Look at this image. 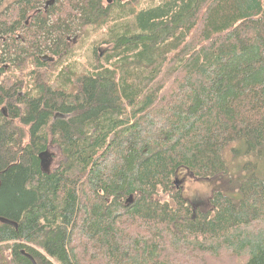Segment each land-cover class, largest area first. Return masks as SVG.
<instances>
[{
  "label": "trees",
  "instance_id": "16d2710c",
  "mask_svg": "<svg viewBox=\"0 0 264 264\" xmlns=\"http://www.w3.org/2000/svg\"><path fill=\"white\" fill-rule=\"evenodd\" d=\"M48 1L0 0V264H264V164L204 211L175 186L264 163V0Z\"/></svg>",
  "mask_w": 264,
  "mask_h": 264
},
{
  "label": "rangeland",
  "instance_id": "374dc122",
  "mask_svg": "<svg viewBox=\"0 0 264 264\" xmlns=\"http://www.w3.org/2000/svg\"><path fill=\"white\" fill-rule=\"evenodd\" d=\"M17 0H7V4L14 3ZM56 3V1L54 2ZM69 43L74 44L75 39L70 36V39L68 40ZM101 33L92 35L89 39L86 40L84 45L82 47H78L77 51L74 55V58L70 59L68 62H65L62 64L58 69H55L53 71L54 78L57 77L58 72L63 68L66 67L68 64H74L75 67L78 70H84L87 71L91 70L89 68V62L93 63L96 60V56L94 55V48H96V44L98 45L96 48L99 50L100 46H102V50H104L107 45L101 43ZM98 53V51H97ZM48 54V53H47ZM3 68V67H2ZM8 70V69H7ZM8 72V71H7ZM12 73L14 75H21L28 73L27 71L22 73L19 70L13 69ZM7 76H13L11 73H5L2 76V80H5ZM225 160L228 165V172L226 174H222L220 176H217L213 179H206V180H199L194 178L189 172L187 171H181L177 174L176 180H175V186L177 189L181 191V194L185 196L186 199H190L191 202L194 203V205L197 207V209L200 210H208L210 208V199L213 193H216L217 191H221L224 194H233V192L237 191V179L239 177L243 178L244 175L247 177L251 176V174L254 172H257L262 166L263 162L258 160L257 157L250 155L249 157L234 155L232 154L230 149H227L224 154ZM62 161V154L60 149L52 145L51 143L48 144V151L47 156L45 159V170L51 171L54 170L59 163ZM245 163L249 166L248 169H245ZM247 170V172H246ZM177 183V184H176ZM161 199L164 202H170V196L160 194ZM225 261V260H224ZM168 262V261H167ZM171 262V261H170Z\"/></svg>",
  "mask_w": 264,
  "mask_h": 264
},
{
  "label": "water",
  "instance_id": "95a60500",
  "mask_svg": "<svg viewBox=\"0 0 264 264\" xmlns=\"http://www.w3.org/2000/svg\"><path fill=\"white\" fill-rule=\"evenodd\" d=\"M56 0H49L48 1V3H47V5H51V4H54V2H55ZM45 156V157H44ZM46 156H47V152L46 153H44V154H41L40 155V159H41V163H42V165H43V169L45 170V159H46ZM43 157H44V159H43ZM177 184V183H176Z\"/></svg>",
  "mask_w": 264,
  "mask_h": 264
}]
</instances>
